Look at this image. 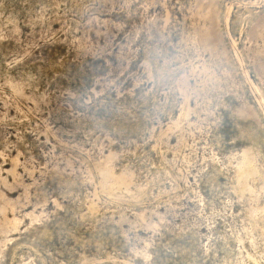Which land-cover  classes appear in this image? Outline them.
Returning a JSON list of instances; mask_svg holds the SVG:
<instances>
[{"label":"rangeland","instance_id":"rangeland-1","mask_svg":"<svg viewBox=\"0 0 264 264\" xmlns=\"http://www.w3.org/2000/svg\"><path fill=\"white\" fill-rule=\"evenodd\" d=\"M0 264H264V0H0Z\"/></svg>","mask_w":264,"mask_h":264},{"label":"bare ground","instance_id":"bare-ground-1","mask_svg":"<svg viewBox=\"0 0 264 264\" xmlns=\"http://www.w3.org/2000/svg\"><path fill=\"white\" fill-rule=\"evenodd\" d=\"M2 193H0V196H1Z\"/></svg>","mask_w":264,"mask_h":264}]
</instances>
